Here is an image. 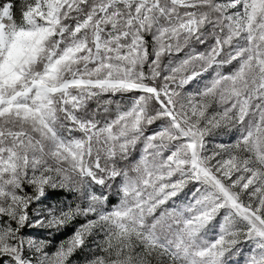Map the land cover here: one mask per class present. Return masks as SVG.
Instances as JSON below:
<instances>
[{"label":"snow or ice","instance_id":"6c2138e0","mask_svg":"<svg viewBox=\"0 0 264 264\" xmlns=\"http://www.w3.org/2000/svg\"><path fill=\"white\" fill-rule=\"evenodd\" d=\"M0 264H264V0H0Z\"/></svg>","mask_w":264,"mask_h":264},{"label":"trees","instance_id":"16d2710c","mask_svg":"<svg viewBox=\"0 0 264 264\" xmlns=\"http://www.w3.org/2000/svg\"><path fill=\"white\" fill-rule=\"evenodd\" d=\"M70 232H71V229L68 230V232L66 233V235L67 234H70ZM63 238H64L63 236L57 237V241L60 240V239H63Z\"/></svg>","mask_w":264,"mask_h":264}]
</instances>
